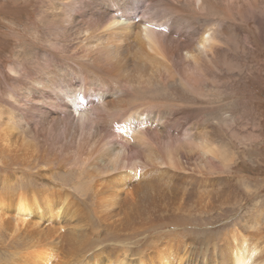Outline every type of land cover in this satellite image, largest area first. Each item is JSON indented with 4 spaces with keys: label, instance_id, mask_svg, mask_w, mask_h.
I'll use <instances>...</instances> for the list:
<instances>
[{
    "label": "bare ground",
    "instance_id": "bare-ground-1",
    "mask_svg": "<svg viewBox=\"0 0 264 264\" xmlns=\"http://www.w3.org/2000/svg\"><path fill=\"white\" fill-rule=\"evenodd\" d=\"M24 1L30 36L48 35L15 54L9 70L24 85L0 105V229L17 239L13 264H264L260 216L179 231L230 203L235 154L210 128L236 134L242 120L220 79L237 94L247 78L232 63L238 45L253 68L264 57V0ZM195 108L206 115L192 122Z\"/></svg>",
    "mask_w": 264,
    "mask_h": 264
},
{
    "label": "rangeland",
    "instance_id": "rangeland-1",
    "mask_svg": "<svg viewBox=\"0 0 264 264\" xmlns=\"http://www.w3.org/2000/svg\"><path fill=\"white\" fill-rule=\"evenodd\" d=\"M26 5L27 2L24 0H17L16 2L15 0H0V61L3 62H0V105L4 102V98L7 97L11 88L20 89L24 85L23 82H16L15 74L11 73L9 70L10 66L17 69V66L15 67V54H20L24 52V50L26 51L34 42L43 46L46 44V38H43V40L40 38L43 35H48V33L44 32L42 29H38V33L42 35L38 36L39 39L37 38L34 40L33 37L30 36V33L31 35L34 33H29L28 24L34 22V18L32 19L31 17L33 15L32 11L35 10V6L33 4H31L33 6L30 4ZM14 19L18 21V28L12 26V23L15 22ZM29 20L30 22H28ZM36 20L38 19L36 18ZM24 38H27L25 41L30 43V45L28 44L29 46H27V44L25 45L24 41H22ZM254 40L255 43L261 47L262 51H264V42H261L260 38H257L256 40V37ZM40 42H43V44ZM232 47L235 49V43H232ZM238 47L241 49L234 51L232 63L234 66H239L244 69V71L247 70V78L242 84L240 83V85L237 81L235 84L234 82H231L234 84L233 89L237 88L235 91L237 94H233L229 91L228 83L226 82L227 79L224 78L220 80L222 81L224 89L227 91L226 93L229 97L228 102L232 106L234 105L236 108L238 107L236 112H238V117L242 120L237 122L238 126H236V129L232 128L236 131V134H233L231 132L232 130L228 128L230 127L229 123H226V125L223 124L224 126L222 125V132L215 131L213 127L210 128L215 134V136L210 137L214 141L221 143L227 153L235 154L234 164L230 166L228 171L224 172V176L230 178L226 186V193L230 198V203L227 204V206H221L219 209L213 211L198 213L194 216V219L192 220L193 222L188 221L187 224L189 225H185L179 229V231H184L186 234H189L190 232L189 235L191 236H195V233L197 234L204 231L209 233H221L235 223L240 224V222H246V218L249 217V215L250 217L254 215L255 217L256 215L260 216L262 221L257 220V222H259L260 226L264 225V194L257 201L252 203L248 202L249 205L246 204L247 199H249L255 191L258 189H264V186H262L264 185V57H260L258 59L259 62L255 63L253 68L251 65H247V63L245 64L244 59H241L243 57L242 52L244 49L241 45H238ZM242 49L243 51H241ZM39 52L42 53V51H38V53ZM211 86L212 84H210V89ZM176 89L177 91L181 90L180 88ZM248 95H252V99L255 97L254 103L258 111L256 116H253V108H251L250 103L245 101ZM193 98L195 97L189 95L187 99H185V102L191 103ZM205 101L206 104L211 106L214 103V101L207 100H200L198 102ZM243 102H246L245 105ZM223 107L225 106H221V108ZM245 107L249 109L246 113H244ZM221 108L217 106L216 103V106L213 109H216L215 112H220V110H222ZM205 111L204 108H195L192 114V122H196L198 118L205 116ZM252 125L254 128H252ZM253 129H255L256 135H260L259 142H261V146H258L257 149L254 143L255 140H253ZM235 135L238 139L234 137ZM257 204L258 206L261 205V207L256 209L255 206ZM226 207L228 208L225 209ZM257 211L262 212L258 213ZM171 220L173 221L175 218H172ZM247 227V230L253 231L252 227ZM251 237L256 238L253 234H251ZM16 241L17 239H14L11 236V231L9 229H0V264H13L16 259V257H14L17 249ZM144 242H140L137 247H134L141 250L143 245L147 246ZM120 248H122V246L118 249Z\"/></svg>",
    "mask_w": 264,
    "mask_h": 264
}]
</instances>
